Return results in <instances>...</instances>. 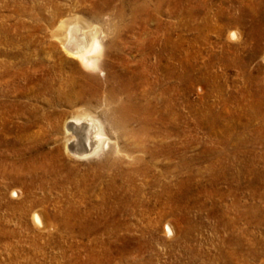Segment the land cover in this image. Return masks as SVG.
<instances>
[{
	"label": "rangeland",
	"instance_id": "rangeland-1",
	"mask_svg": "<svg viewBox=\"0 0 264 264\" xmlns=\"http://www.w3.org/2000/svg\"><path fill=\"white\" fill-rule=\"evenodd\" d=\"M97 2L0 0V264H264V0ZM63 20L95 32V68L70 56ZM123 68L169 148L156 165L126 150L145 130L116 128L103 97ZM83 114L100 134L87 157L67 132Z\"/></svg>",
	"mask_w": 264,
	"mask_h": 264
},
{
	"label": "bare ground",
	"instance_id": "bare-ground-1",
	"mask_svg": "<svg viewBox=\"0 0 264 264\" xmlns=\"http://www.w3.org/2000/svg\"><path fill=\"white\" fill-rule=\"evenodd\" d=\"M110 1L111 0H98L96 5L94 6V9H95L94 13H96L97 15L100 16L103 13V11L108 7ZM145 3H146V1H145ZM160 3H162V0H157V6L158 7H159ZM140 4H142V3H140ZM153 7H154V5H153ZM153 7H151V8H153ZM143 9H144V7H143ZM153 10H154V8H153ZM122 11L123 10L119 9V14L120 15L123 14ZM132 11L133 12L131 13L132 14V18L131 19L132 20H136L137 17H138L136 15L138 13V9L134 8ZM146 12H148V11H146ZM137 20H136V22H137ZM140 20H142L141 17H140ZM66 21L67 20L61 21L60 27H59V31L60 32L63 31V32H61V33H63V36L61 38L62 44L66 45V50L70 53V56H73L74 58L79 60V62H81L82 66H84L85 68H89V69L95 68L93 55L99 49V44H98L99 41L95 37V32L88 33L89 34V36H88L89 38H88L86 36V34H85L86 32L85 33L83 32L84 30H82V26H79V24L76 23V21H78V20H74V22H69V21L66 22ZM80 25H82V24H80ZM78 27L80 28L81 34H83V37H81L80 34H78L80 32L75 33V31H77ZM68 46H72L73 48H70ZM72 49L74 51H72ZM167 72H169V71H167ZM143 78H144V76H143ZM109 79H111L113 81L114 85H111L108 88H103V91H102V89L100 87H101V84L104 81L97 80V79H92L91 80L92 85H90V88L88 87L89 90L87 89V90H84L83 92H86L91 97H94L101 90L102 94H103V97L105 99L109 98L112 101H114V103L116 104L115 106L117 107L116 109H117L118 116L120 118V121L118 120V124L113 121V125L114 124L117 125L116 128H118V129H122V128L126 129L131 124L140 125V127L142 128V133L145 130L144 134L146 135V138L144 137L145 139H143L142 142H140V146L130 143V144L125 145L124 147H126V150L129 153H131V154L140 153L143 157H145V158L147 157L149 159V162H151L152 164L156 165V162H157L156 159H157V156L160 155L161 149L164 148L167 151H169V148H168L167 145L163 146V143L155 142L153 140L154 138L153 137H149V135L147 134L149 126L151 125V122H153V120H154V119H150V117L153 116L152 114H150V112L152 111V107H151L152 105L150 103H146L147 107L149 108L148 109V114H147L146 117H142L140 115V113H139L142 108H141V106L139 104H137L135 102V93H134L135 91H134V89H135V85H136L135 80L137 79V75H135L134 73L132 74L129 71L124 70V68H123V70L120 73L113 72L112 74H109ZM148 89L150 90L151 87L148 86ZM85 96H87V95H85ZM135 104H137V105L135 106ZM96 124L97 123L93 119H91L90 116H88V114H83L78 119H74V120L69 121L67 123V132H68L69 137H71L70 139H72V140H70V145H69V150L71 152L77 153V155H78V153H84V155H86V157H87V155H91L92 156V154H94L96 152V150L99 148V141H100V138H99L100 134H99L98 128L95 131V128L98 127V126L95 127ZM129 133L134 134L135 131H129ZM156 135H157V130H156ZM181 142H182V140H181ZM164 153H165V151H164ZM182 154H181V156H182ZM137 160L140 161V162L144 161L140 157ZM143 163H145V162H143ZM177 164H178V165H176L177 166V172H182L186 168V166H185L186 163H185L184 159L183 160L181 159ZM162 174L164 176H168L170 174L169 167L164 168L163 171H162ZM177 185H178V189L182 190V189L185 188L186 182L184 180H180ZM180 192H182V191H180ZM183 195H184V193H183ZM179 197H181V196H179ZM168 201L173 204L177 200H175V198H172V199L169 198ZM180 203H182V198H181ZM175 206L178 207V205H175ZM37 215L36 214L33 215V221H34L35 224H39L40 225V222H39V219H38ZM164 233H165V236L173 235L172 227L169 224H166L164 226ZM128 251H130V250H126L125 249L124 254L125 255L129 254ZM120 254L123 255L122 252H120Z\"/></svg>",
	"mask_w": 264,
	"mask_h": 264
}]
</instances>
